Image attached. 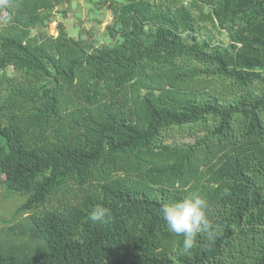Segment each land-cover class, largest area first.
Instances as JSON below:
<instances>
[{
  "label": "trees",
  "instance_id": "obj_1",
  "mask_svg": "<svg viewBox=\"0 0 264 264\" xmlns=\"http://www.w3.org/2000/svg\"><path fill=\"white\" fill-rule=\"evenodd\" d=\"M68 1L0 5V181L42 239L0 264H264V0H103L102 38L50 34ZM193 191L185 254L161 208Z\"/></svg>",
  "mask_w": 264,
  "mask_h": 264
},
{
  "label": "rangeland",
  "instance_id": "obj_2",
  "mask_svg": "<svg viewBox=\"0 0 264 264\" xmlns=\"http://www.w3.org/2000/svg\"><path fill=\"white\" fill-rule=\"evenodd\" d=\"M112 13L103 0H70L58 5L53 11V19L47 30L50 34L57 33V24L62 22L69 34L76 36L85 33L96 38L104 36L105 27L111 21ZM215 40L227 41V36L213 32ZM191 40L190 37H186ZM8 75H13L11 68ZM189 141L190 138H180ZM0 179L2 175L0 173ZM28 194L17 193L7 188L0 181V256L5 257L12 252L34 250L42 239L32 230V223L27 213L18 211Z\"/></svg>",
  "mask_w": 264,
  "mask_h": 264
},
{
  "label": "clouds",
  "instance_id": "obj_3",
  "mask_svg": "<svg viewBox=\"0 0 264 264\" xmlns=\"http://www.w3.org/2000/svg\"><path fill=\"white\" fill-rule=\"evenodd\" d=\"M0 5L6 6L7 0H0ZM9 19L10 17L5 16L3 22ZM207 209L208 202L199 191H193L183 199L162 206L161 215L167 230L171 234L183 237L181 249L183 253H189L199 234L207 233L211 238V224ZM108 215H110L108 209L97 206L90 213L89 219L92 223H105Z\"/></svg>",
  "mask_w": 264,
  "mask_h": 264
}]
</instances>
